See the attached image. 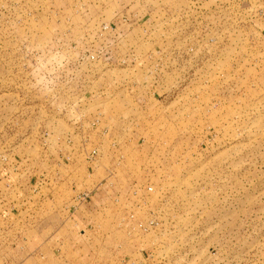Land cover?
I'll use <instances>...</instances> for the list:
<instances>
[{"label":"rangeland","instance_id":"rangeland-1","mask_svg":"<svg viewBox=\"0 0 264 264\" xmlns=\"http://www.w3.org/2000/svg\"><path fill=\"white\" fill-rule=\"evenodd\" d=\"M0 264H264V0H0Z\"/></svg>","mask_w":264,"mask_h":264},{"label":"built area","instance_id":"built-area-1","mask_svg":"<svg viewBox=\"0 0 264 264\" xmlns=\"http://www.w3.org/2000/svg\"><path fill=\"white\" fill-rule=\"evenodd\" d=\"M126 23V22H125ZM104 28H107V26H105ZM90 60L92 61V62H95L96 60H98V57H96V56H94V55H90ZM89 124V125H88ZM87 124V128H93L94 126H95V124H96V122H90V123H88ZM75 128H76V130H79V129H82V126L83 125H79V124H74L73 125ZM81 141H82V143H84V139H81ZM64 143L66 144V145H74V141H73V139H72V137L71 136H69V135H67L66 136V139H65V141H64ZM80 144V145H84V144ZM83 154L85 155V158H86V160H88V161H92L95 157H96V155H97V151L94 149V150H92V151H89V152H87V151H85V152H83ZM65 160L66 161H69V158L68 157H66L65 158ZM147 191L148 192H151L152 191V189L151 188H147ZM90 193H88V192H86V193H79L78 195H76L74 198H73V201H77V202H87L88 200H90ZM74 208V207H73ZM128 221H132L133 222V215H130L129 216V218L127 219ZM153 221H149L148 223H147V225L146 226H150V225H153ZM137 227H141V224L139 223L138 225H137ZM144 229V228H143Z\"/></svg>","mask_w":264,"mask_h":264},{"label":"crops","instance_id":"crops-1","mask_svg":"<svg viewBox=\"0 0 264 264\" xmlns=\"http://www.w3.org/2000/svg\"><path fill=\"white\" fill-rule=\"evenodd\" d=\"M124 23H125V22H124ZM125 25H126V24H125ZM10 225H13V222L11 223V221H9V226H10ZM37 236H38V238H39L40 240H42L43 242L46 241L47 239H50V236L43 235V234H42V235H37ZM54 236H57V234H54L53 237H54ZM53 237H52V238H53ZM10 238L13 240L12 237H10ZM54 239L56 240V238H54ZM19 240H23V239H19ZM40 240H38V241H40Z\"/></svg>","mask_w":264,"mask_h":264}]
</instances>
